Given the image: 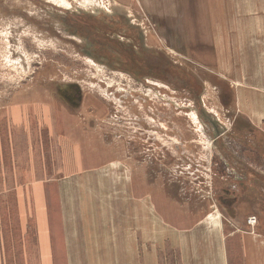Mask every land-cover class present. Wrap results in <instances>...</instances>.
I'll use <instances>...</instances> for the list:
<instances>
[{
    "label": "rangeland",
    "instance_id": "1",
    "mask_svg": "<svg viewBox=\"0 0 264 264\" xmlns=\"http://www.w3.org/2000/svg\"><path fill=\"white\" fill-rule=\"evenodd\" d=\"M200 19L169 0L155 8L141 0H0L1 163L7 119L27 116L17 128L18 157L29 147L25 137L33 143L41 130L53 176L54 134L61 129L68 146L76 133L60 119L74 116L72 128L85 132L83 162L115 177L123 163L131 197L144 193L147 210L179 228L218 210L226 226L262 229L264 131L239 104L241 89L213 70ZM41 116H52L49 128ZM25 166L18 161L19 181ZM14 209L13 197L0 194L1 226L20 224ZM159 253L168 258V249Z\"/></svg>",
    "mask_w": 264,
    "mask_h": 264
},
{
    "label": "crops",
    "instance_id": "2",
    "mask_svg": "<svg viewBox=\"0 0 264 264\" xmlns=\"http://www.w3.org/2000/svg\"><path fill=\"white\" fill-rule=\"evenodd\" d=\"M141 1L147 8L165 4V0ZM169 1L175 8L198 10V24L203 26L199 39L211 45L213 70L241 89L239 104L248 106L249 119L264 131V0ZM51 117L41 116L42 125L49 128ZM63 117H68V131L76 134L68 137V146H63L61 137L66 134L61 129L54 134L53 176L44 160L50 140L44 143L41 130L33 143L24 136L29 147L20 160L17 128L27 126L29 119H7V164L0 160L4 173L0 185L6 187L0 194L8 202L13 197L20 224L0 225V264H264V227L245 229L237 222L226 226L217 210L189 228H179L160 211L147 210L144 193L131 197L123 163L117 177L85 164V132L78 129L77 134L72 128L74 116H61V122ZM18 161L26 163L27 174L20 181ZM88 169H95L92 176H86ZM228 201L232 204L235 199ZM164 249L169 252L166 259L159 253Z\"/></svg>",
    "mask_w": 264,
    "mask_h": 264
},
{
    "label": "built area",
    "instance_id": "3",
    "mask_svg": "<svg viewBox=\"0 0 264 264\" xmlns=\"http://www.w3.org/2000/svg\"><path fill=\"white\" fill-rule=\"evenodd\" d=\"M256 216L254 215H250L247 217V220H246V223L249 225V226H253L255 223H256Z\"/></svg>",
    "mask_w": 264,
    "mask_h": 264
},
{
    "label": "flooded vegetation",
    "instance_id": "4",
    "mask_svg": "<svg viewBox=\"0 0 264 264\" xmlns=\"http://www.w3.org/2000/svg\"><path fill=\"white\" fill-rule=\"evenodd\" d=\"M77 25V24H76ZM75 25V29L78 30V25ZM86 37L92 38L91 34L87 35ZM129 51V50H128ZM131 53V52H130ZM132 54V53H131ZM133 71V76H138V73H136V71H134L135 69H131Z\"/></svg>",
    "mask_w": 264,
    "mask_h": 264
},
{
    "label": "bare ground",
    "instance_id": "5",
    "mask_svg": "<svg viewBox=\"0 0 264 264\" xmlns=\"http://www.w3.org/2000/svg\"><path fill=\"white\" fill-rule=\"evenodd\" d=\"M66 5V4H65ZM67 6V5H66ZM70 7V6H69ZM96 66V65H95ZM97 70V69H96ZM111 71V70H110ZM123 73V72H122ZM101 75V74H100ZM106 75V74H105ZM103 76V75H102ZM120 79V78H119ZM108 81H109V79H108ZM124 84V83H123ZM159 85V84H158ZM143 89H149V88H147V87H142ZM138 89V88H137ZM140 90V89H139ZM151 91V90H150ZM143 92V91H142ZM145 92H147V90H145ZM158 92V91H157ZM149 93V92H148ZM155 93V92H154ZM163 97V96H162Z\"/></svg>",
    "mask_w": 264,
    "mask_h": 264
}]
</instances>
